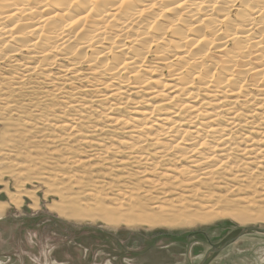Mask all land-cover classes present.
Returning a JSON list of instances; mask_svg holds the SVG:
<instances>
[{"label": "bare ground", "instance_id": "1", "mask_svg": "<svg viewBox=\"0 0 264 264\" xmlns=\"http://www.w3.org/2000/svg\"><path fill=\"white\" fill-rule=\"evenodd\" d=\"M0 65L15 70L19 85L39 77L71 112L86 107L88 93L103 108L99 117L128 135L116 148L101 145L124 158L112 168L120 183L87 190L95 208L84 210L94 218L206 223L228 196L256 189L250 194L264 199V0H0ZM128 104L134 115L113 116ZM74 116L60 126L73 136ZM106 193L112 209L98 200ZM204 199L202 210L164 214V202ZM149 204L157 212L147 215ZM84 210L58 211L82 218Z\"/></svg>", "mask_w": 264, "mask_h": 264}, {"label": "rangeland", "instance_id": "2", "mask_svg": "<svg viewBox=\"0 0 264 264\" xmlns=\"http://www.w3.org/2000/svg\"><path fill=\"white\" fill-rule=\"evenodd\" d=\"M0 72V152L8 154L7 158L0 155V264H200L207 252L220 248L240 229L264 230V199L250 194H256V189L243 192L237 199L228 196L215 206L211 202L209 206L213 205L218 214L206 223L130 225L121 217L115 225L94 218L96 212L84 210L87 206L88 210L95 208L87 190L98 193L100 182L117 181L119 173L112 168H116L115 160L124 158L121 148L105 151L101 145L116 148L128 135L109 125L104 116L99 117L103 108L88 93L81 98L86 107L80 113L71 112L63 108L60 96L50 95L49 86L36 84L39 77L30 79L33 83L19 85L13 79L14 69L0 65ZM128 98L133 102L137 97ZM151 103L148 101L146 107L141 104L136 110L151 107ZM131 106L113 116L130 118L135 112ZM73 116H81L79 133L74 136L60 129L61 123H68ZM89 155L96 158L83 165L70 163ZM105 195L98 194V200L107 209L114 208L112 202L116 201L109 199V193ZM11 196L18 202L12 203ZM145 197L155 203L148 199L150 192ZM205 201L196 204L175 200V208L164 202V214L201 209ZM72 209L84 210L88 219L69 218L58 211ZM155 212L150 204L145 210L147 215ZM125 213L132 217L139 212ZM239 214L249 218L239 220ZM205 264H264V234L251 232L240 237L211 255Z\"/></svg>", "mask_w": 264, "mask_h": 264}, {"label": "water", "instance_id": "3", "mask_svg": "<svg viewBox=\"0 0 264 264\" xmlns=\"http://www.w3.org/2000/svg\"><path fill=\"white\" fill-rule=\"evenodd\" d=\"M251 232H258V233H261V234H264V230L263 229H260V228H257V227H246V228H242L240 229V231L231 239L225 241L220 248L218 249H213L209 252H207L204 256V258L202 259V261L200 262V264H205V262L209 259V257L211 255H214V254H218L219 252H221L223 249H225L229 244L235 242L236 240H238L240 237L248 234V233H251Z\"/></svg>", "mask_w": 264, "mask_h": 264}]
</instances>
